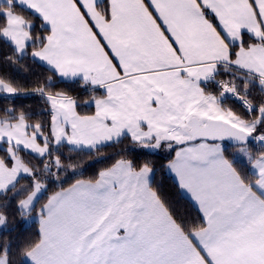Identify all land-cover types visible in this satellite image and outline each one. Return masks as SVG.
<instances>
[{
    "label": "snow or ice",
    "instance_id": "snow-or-ice-1",
    "mask_svg": "<svg viewBox=\"0 0 264 264\" xmlns=\"http://www.w3.org/2000/svg\"><path fill=\"white\" fill-rule=\"evenodd\" d=\"M0 49V264H264V0H0Z\"/></svg>",
    "mask_w": 264,
    "mask_h": 264
},
{
    "label": "trees",
    "instance_id": "trees-1",
    "mask_svg": "<svg viewBox=\"0 0 264 264\" xmlns=\"http://www.w3.org/2000/svg\"><path fill=\"white\" fill-rule=\"evenodd\" d=\"M4 51H6L5 49H0V55H2L4 53ZM31 71H35L37 74H40L43 72V74L45 76L50 75V73L44 72V70L42 68H38L35 67L34 65L31 66V70L30 71H24L23 69H20L19 71L16 70H12L9 69V75L21 82H24V78L27 76L29 79H36V77L31 76ZM60 88H64V85H60ZM69 89L75 88V91H70L69 94L71 95H77L80 92V89L78 87H75V85H68ZM56 90H60L59 88ZM25 91L31 92L32 88L28 87L27 89H25ZM85 98H86V94H85ZM16 105L17 107H23L26 108L30 111L33 112H41L42 110H44V103L42 100H40V98L38 96L36 97H31V96H21L17 99L16 101ZM81 112L84 113H90L91 111H93V109H88V108H82L79 109ZM45 117H36V119H44ZM35 122V120L33 121ZM126 143V142H125ZM117 149L114 148H107L104 150L103 155H109L111 153H113L114 151H117ZM67 154V153H66ZM138 157V162L143 161V160H152L156 165H157V173L155 176V180L158 184L161 185L163 192L169 196L170 199L175 200V193H176V189L174 186V178L172 177V175L170 174H165L164 170L162 168H160L161 163H163L164 161H161L157 156H150V155H145L143 153H135L133 154V158ZM31 158V157H28ZM35 162V161H33ZM111 163V161H104V162H99V163H93V161L88 158V157H84V164L82 165L83 167L87 168V171L84 173V178L93 176L96 172H98L100 169L109 166ZM89 165H91V167H89ZM74 179L70 182H74ZM21 183H24V181H21ZM64 186H67L64 185ZM177 208L180 211H191L189 205L187 203H185L184 201H180L177 204ZM28 222L21 219L16 213H15V208L14 206L12 207V209L9 212V216H8V228L7 229H2L0 230V242H3L4 240L8 239L9 237L12 239L13 244H18L20 242H22L23 240L31 237L34 235L36 228L38 227V225L36 224L35 219L32 220L29 223Z\"/></svg>",
    "mask_w": 264,
    "mask_h": 264
},
{
    "label": "rangeland",
    "instance_id": "rangeland-1",
    "mask_svg": "<svg viewBox=\"0 0 264 264\" xmlns=\"http://www.w3.org/2000/svg\"><path fill=\"white\" fill-rule=\"evenodd\" d=\"M32 220H34V218L29 219L28 222H26V223H29V222H31ZM7 228H8V226H6V227H0V230H2V229H7Z\"/></svg>",
    "mask_w": 264,
    "mask_h": 264
},
{
    "label": "crops",
    "instance_id": "crops-1",
    "mask_svg": "<svg viewBox=\"0 0 264 264\" xmlns=\"http://www.w3.org/2000/svg\"><path fill=\"white\" fill-rule=\"evenodd\" d=\"M93 111H94V109H93ZM173 177V176H172ZM68 186V185H67ZM67 186H65V187H67Z\"/></svg>",
    "mask_w": 264,
    "mask_h": 264
}]
</instances>
